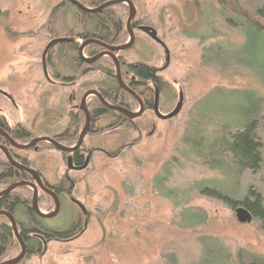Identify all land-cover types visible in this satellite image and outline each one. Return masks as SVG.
Masks as SVG:
<instances>
[{
	"label": "rangeland",
	"instance_id": "rangeland-1",
	"mask_svg": "<svg viewBox=\"0 0 264 264\" xmlns=\"http://www.w3.org/2000/svg\"><path fill=\"white\" fill-rule=\"evenodd\" d=\"M130 1L137 26L154 28L170 51L169 67L158 73L166 88L160 112L171 113L183 94L182 111L169 121L148 111L135 125L103 120L87 143L111 155L97 152L82 173L70 171L56 150L17 151L51 185L62 183L69 172L71 181L66 182L75 186L74 197L91 215L84 235L52 242L47 253L33 257L30 264H264V222L242 224L235 209L200 193L204 185H215L242 199L251 185L264 198V165L254 178L212 168L200 153H207L212 126L202 137L194 136L199 118L223 121L222 127L229 128L261 116L264 156V32L236 17L230 24V15L214 0ZM61 2L0 0V92L10 97L0 93V114L10 126L27 130L32 140L52 138L69 127L73 131L71 105L90 90L117 85L115 68L114 77L106 69L83 75L66 59L58 61L57 50L51 60L62 75L55 77L46 50L53 39L50 18ZM239 2L264 22V0ZM61 15L59 37L80 31L73 6H66ZM134 36V45L119 54L120 60L162 69L163 47L139 29ZM89 53L87 49L82 54L91 58ZM123 67L121 78L126 81ZM73 75L75 85L63 82L62 76ZM221 132L217 129L216 136ZM194 139L200 149L192 147ZM65 203L59 216L47 221L49 227L71 229L80 211Z\"/></svg>",
	"mask_w": 264,
	"mask_h": 264
},
{
	"label": "trees",
	"instance_id": "trees-1",
	"mask_svg": "<svg viewBox=\"0 0 264 264\" xmlns=\"http://www.w3.org/2000/svg\"><path fill=\"white\" fill-rule=\"evenodd\" d=\"M83 6L89 9H97L110 0H77ZM215 3L220 7L221 12L225 15H230V18L227 19L230 24L234 23L231 20V17H236L247 21L248 23L252 24L256 28L262 30L264 32V27L262 24L264 22L258 21L257 19H261L251 15L247 10H243L241 8L242 4L239 0H214ZM73 6L78 15V22L77 27L78 32H67L71 35H66L63 37H59V31L57 30V26L61 24V13L66 6ZM232 11V12H231ZM130 15L129 6L125 4H118L113 5L105 8L99 13H89L85 11H81L76 8L72 3L67 0H62L60 5H58L50 18V25L52 30L50 31L53 39L51 42L54 44L50 47L49 53L47 55L48 58V65L51 66L52 70L56 72V78H60L62 74L57 69V62H53L51 60L52 55H54V51L57 50V58L58 61L62 59H66L69 61L78 71L81 69V74L84 75L87 72H91L94 69L105 71L107 70V74L110 76H115L114 68L115 63L113 59L104 57L94 63L93 65H89L83 61L80 56V48L84 42L87 41H100L103 44H106L111 47L122 46L127 41L128 28L127 22ZM258 16V15H257ZM264 20V18H262ZM239 26V25H237ZM240 27V26H239ZM65 34V33H64ZM57 41V42H56ZM90 50V56H97L100 50H103L102 47L91 44V46L87 47L86 50ZM114 56L118 57V52L113 53ZM70 58L69 59V57ZM71 60V61H70ZM122 67L126 64L124 62L121 63ZM127 67H123L122 69L125 71V78L127 83H133L132 89L135 90L137 95L140 96L148 104H153L155 99L154 91L150 90L147 86H139L138 82L144 81L148 82L154 79V69L151 67H147L145 65L139 64H126ZM48 68V67H47ZM87 68V70H85ZM116 69V68H115ZM83 70V72H82ZM77 71V73H78ZM77 75V74H74ZM66 77L62 76L63 82L71 83L77 80V76ZM130 76H135V82H132ZM156 79V78H155ZM154 79V80H155ZM156 84H158V88L161 92V95L165 93L166 88L163 87L164 83L161 78L156 79ZM131 87V86H130ZM101 94L111 101L114 105L127 104L132 108L133 105H136V99L126 90L115 86L107 85V88L101 90ZM138 96V97H139ZM162 97V96H161ZM109 117H115L114 111H108ZM219 118L222 117L219 114ZM263 118V117H262ZM261 116L256 117L254 120L246 122L245 124H240L239 126H230L222 127L224 124L223 121H220L219 124L213 121H206L204 122L202 118H199L196 122V126L194 128L195 137H202L203 134L208 132L209 127L212 126L211 132H214V135H209L211 138V144L209 147L207 145V153H201V157L208 160L211 164L212 168L219 169L221 171H226L231 169L236 173L240 174L241 176L246 175L247 178H254L258 176L262 170L264 165V156H263V145L260 139V129L263 123V119ZM209 125V126H208ZM0 129L5 132L10 138H12L15 142L19 144H27L30 143L32 140L30 138V134L27 130L22 128L21 126L12 127L8 124L6 118L0 114ZM222 132L220 135L216 136V130ZM226 132V134L224 133ZM218 137V138H217ZM6 138L0 134V145L6 144L8 142L5 140ZM71 139V137H70ZM195 140V139H194ZM198 142L195 140V143L192 144V147L197 150L200 149ZM192 151V150H191ZM204 151V150H203ZM204 155H203V154ZM224 157V158H223ZM3 153L0 151V167L2 169H10L9 173L12 175V178L8 177L7 181L4 178L0 182V189H3L6 186L12 185L13 183L17 182H34L33 177L26 171H20L14 167H11L10 164L6 163L4 159ZM5 160V161H4ZM23 165H26L27 168H31L30 163L20 162ZM5 181V182H4ZM203 184V183H202ZM62 185L68 187V183L66 180L62 183ZM204 185V184H203ZM212 188L202 187L200 189V193L208 196L210 198L219 200L224 202L228 207L232 210L239 208L241 205L245 209H247L253 216V220H262L264 222V198L259 188H253V186L249 185L247 192L248 194L243 196L242 199L233 198L225 194L226 192L222 191L215 187V185L211 186ZM258 190V191H256ZM20 192L26 194L30 199L31 193L30 189L23 186L20 189L13 191L9 195V197H5L1 202L2 205H18L20 201ZM235 196V195H233ZM6 200V201H5ZM10 200V201H9ZM9 201V203H8ZM8 203V204H7ZM0 251H3L4 246L8 249L12 246V238H13V231L10 227V223L8 221H0ZM37 228H40L39 223H37ZM75 228L71 227L70 230L59 233L61 238L68 239L74 236ZM74 231V232H73ZM34 233V232H33ZM32 234V232H30ZM51 238V236H50ZM11 250H8L10 253ZM18 252V248H17ZM34 255V254H33ZM27 256V258L23 261V264L29 262L31 256ZM11 255L4 257V259H10ZM254 264V263H253ZM259 264V263H255Z\"/></svg>",
	"mask_w": 264,
	"mask_h": 264
},
{
	"label": "flooded vegetation",
	"instance_id": "flooded-vegetation-1",
	"mask_svg": "<svg viewBox=\"0 0 264 264\" xmlns=\"http://www.w3.org/2000/svg\"><path fill=\"white\" fill-rule=\"evenodd\" d=\"M135 20L136 19H133V21H132V28L134 31H136L140 28V26L139 27L137 26V24L139 22L135 21ZM127 24H128V22H127ZM93 41H96V40H93ZM87 42H89V41H87ZM87 42H84V43H87ZM91 44H93V43L88 44L85 47L83 52H85L86 48L91 46ZM106 51L107 50L103 48V50H100V52L97 54V56L100 54L106 53ZM120 53L121 52L118 53L117 58L119 59L120 65L122 67V64H121L122 61L120 60L121 57L119 56ZM94 57H96V55L92 56L91 58H87V59L90 60V59H93ZM104 57L111 58L107 55H105ZM104 57H102V58H104ZM102 58H100V59H102ZM125 67H127V66L125 65ZM159 72H160V69H159V71L154 69V79L155 78L156 79L161 78L158 74ZM87 74H89V73H87ZM130 78H131L132 82H135V76H130ZM154 79H152L151 81H148V82L140 81V82H138V85L140 87L144 86V85L149 87L151 91L152 90L154 91L155 98H156V88L159 89L158 88L159 86H158V84L155 83L156 79L155 80ZM75 83H77V82H75V81L72 82V85H75ZM123 83L130 91L135 93L136 97L139 96V95H137L135 90L132 89L133 83H131V84L127 83L124 79H123ZM118 87L122 88L120 86L119 82L117 81V85L115 86V88L118 89ZM92 91H94V90H90V91L86 92L85 95L88 94L89 92H92ZM97 92L99 93V95L101 97H98L97 95H90L88 97H85V95H84L82 97V99L80 100L79 104L71 105L70 117L72 118L73 125H74L73 131H71V127H69L66 130H63L60 134H58V135L56 134L55 136H53L51 138L66 148H73V147L77 146L78 142L80 141V137H81L83 130L86 128V125L89 124V126L86 129V133H85L84 139L82 141V144L77 150H75L72 153H65V152L58 150L53 145L46 143V142H42L32 149H35L36 151H39V152L45 151V148H47V150H51V149L56 150L61 154L63 162L64 163L66 162L67 167L69 168L70 171H73L75 173H82V172L87 171L89 169V167L92 166L93 157L97 152L101 153V151H102V152H104V154L106 156L111 155L108 152L104 151L102 148L98 149L96 147H91L87 143L88 137H91L94 134L99 133L97 131V129H95V128L100 122H102L103 120H109V121L115 120L116 122H118L119 125H122V126L123 125H135L136 121L139 120L140 118H142L146 112H148V111L154 112L153 106L155 103V99H154V103L151 105V104L146 103L139 96L138 99L143 103L145 110H144V113L142 116L132 120L131 118L128 117L127 112L137 113L139 111L140 101L137 98L134 97L136 99V103H137L136 105L138 106L137 108H135L134 106H132V108H131L127 104H123L122 106H120V105L116 106L101 94V90H97ZM161 96H163V95H161V92H160V108H161V101H162ZM91 97H94V99L90 100ZM101 98L103 100H105L106 103H108V104H110L116 108H119L120 110L114 111V110L108 108L107 106H105L103 104ZM73 99H74V96L71 95L70 103H73V101H74ZM108 111H114L117 114H114L115 117L110 118ZM117 116H118V118H117ZM114 124L117 125V123H114ZM110 126L111 125H109L105 129L110 128ZM154 128H155V124L153 125V129ZM3 133L5 134V132H3ZM70 137H71V139H70ZM5 140L8 142V145H6V144L0 145V147H1L0 151L3 153V155L5 157L4 159L6 160V161L5 160L4 161L6 163L10 164L11 167H14L20 171H23L11 163L10 159L8 158V156L4 152L5 148L7 149L12 160L19 165L26 167V165H23V163H20V162L30 163V160L27 159L26 157L20 156V154H17V151L19 152L20 150L16 149L10 143V141L8 139H5ZM44 144L49 145V147H45ZM30 169H32V167ZM9 170L10 169L6 170V169H2L0 167V182L4 178L6 179L5 181L8 180L7 179L8 177L12 178V175L9 173ZM40 178L42 179V182L44 183L45 189L38 187L37 209L41 214L46 215V216L51 215L54 212L56 213V211H57V215L53 218L42 217L39 215V213L37 211H35L33 209V199H34L35 191L30 186H25V187L30 189V193H31L30 199H28L29 197L26 194H24L23 192H20V201H19L18 205H12V203H11V205L6 206V205L1 204L3 199L5 197H9V195L11 193H13V191L10 192L9 194L3 196V197H0V221H8L10 223V227L12 228V231H13L11 248L8 249L6 246H4L3 251H0V264H5L9 261H12L21 255L23 252L22 242L24 243V246H25V256H24L23 260L17 264H23V261L29 255L34 254L33 256H31V259L35 256H38L39 254L45 255L48 251V246L54 241H56V242H59V241L60 242H70L72 240L74 241V240L79 239L82 235H84V233L86 232V230L88 228L91 215L88 211H86V209L83 210L81 208V206L84 207L82 202L77 200L74 197L73 192H74L75 186L66 187V186L62 185V183L67 179L69 181H71V177H69V172L64 176V181L62 183H60V184L58 183L56 185L49 184L45 180V178H43L41 175H40ZM14 184H16V183H13L12 185H9V186L4 187L3 189H0V193L6 192ZM50 191L52 192V194L49 193ZM9 201H8V203H9ZM65 201L69 202L70 204H73L80 211L79 215L77 216L78 217L77 220L72 225V227L75 228V230H77V232H79V233H77L78 235L75 234L74 236H72L68 239L61 238L59 236V233L65 232V231H60L59 228H61V227L56 226V227L51 228L47 225V221H49L50 219L57 218L59 216L60 212L62 211L61 209L65 208V206H66ZM57 202H59V206H60L59 209L57 208ZM44 209H45V211H44ZM12 218L16 222V226H17V229L19 232V236H20V239L22 240V242H21V240L18 239V237L15 234V231H14L12 223H11ZM0 223H2V222H0ZM37 223H39L40 228H37ZM66 231H68V230H66ZM30 232H32V234H30ZM50 236H51V238H50ZM17 248H18V252H17ZM45 248H46V251H45ZM8 250H11L10 253L8 252ZM8 255H11V258L10 259H4V257H6ZM31 259H30V261H31ZM30 261L26 262V264H30Z\"/></svg>",
	"mask_w": 264,
	"mask_h": 264
},
{
	"label": "water",
	"instance_id": "water-1",
	"mask_svg": "<svg viewBox=\"0 0 264 264\" xmlns=\"http://www.w3.org/2000/svg\"><path fill=\"white\" fill-rule=\"evenodd\" d=\"M69 1L70 3H72L76 8H78L79 10L81 11H85V12H89V13H99L101 12L102 10H104L105 8L109 7V6H113V5H118V4H125L127 6L130 7V15H129V18H128V24H127V28H128V33H129V41L123 45V46H116V47H111V46H108V45H105L103 44L102 42L100 41H89L87 43H84L81 48H80V56L81 58L83 59V61H85L86 63L88 64H92L96 61H98L100 58L104 57L105 55L111 57L115 63V68H116V75H117V81L119 82L120 86L125 89L127 92H129L133 97L137 98L135 93L130 91L123 83L122 81V78H121V70H120V61L119 59L114 56V52H123L125 50H128L130 49L133 45H134V41H135V36H134V30L132 28V21L133 19L135 18V12H136V9L133 5V3L130 1V0H110L109 2H107L106 4H104L103 6L97 8V9H89V8H86L85 6H83L80 2H78L77 0H67ZM139 30L141 32H143L144 34H146L149 38H151L153 41H155L156 43H158L161 47H163V49L165 50V53H166V60H165V66L160 69V72H163L165 71L169 65H170V51L168 49V47L166 46V44L159 38L158 36V32L150 27V26H140ZM57 42V41H56ZM90 43H93V44H96L98 46H101L103 47L104 49H106V53H103V54H100L96 57H94L93 59H87L83 56V51L85 49V47L90 44ZM54 44V42H51V44L49 45V48L46 50V54H47V51L50 49V47ZM105 54V55H104ZM45 60H46V56H44V64H45ZM45 71H46V68H45ZM2 95L9 97V95H6L4 94L3 92H0ZM90 95H97L98 97H101L99 95L98 92L96 91H92V92H89L88 94L85 95V97H88ZM103 104L105 106H107L108 108L114 110V111H119L120 109L119 108H116L108 103L105 102V100H103L101 98ZM139 100V99H138ZM140 101V100H139ZM183 103H184V96L183 94H181L180 96V101H179V104L177 106V108H175L171 113L167 114V115H163L161 112H160V91L159 89L156 88V98H155V103H154V106H153V111H154V114L155 116L159 119V120H162V121H169V120H172L173 118L177 117L180 112L182 111V108H183ZM144 110H145V107L143 105V103L140 101V109L137 113H132V112H127V115L129 118H131L132 120L136 119V118H139L140 116L143 115L144 113ZM89 126V124L86 125V128L83 130L82 134H81V137H80V141L78 142L77 146L73 147V148H66L64 147L63 145L59 144L58 142H56L54 139H51V138H39V139H33L30 143H27L25 145H22V144H19L17 142H15L12 138H10L8 135L4 134L2 132V130L0 129V134L2 136H4L6 139H8L10 141V143L16 148V149H19V150H29V149H32L34 147H36L38 144L42 143V142H46V143H49L51 145H53L55 148H57L58 150L62 151V152H65V153H72L74 152L75 150H77L81 144H82V141L84 139V136H85V133H86V129L87 127ZM155 131V128L153 129V132ZM150 133V135L153 134ZM1 148V147H0ZM4 150V149H3ZM5 154L8 156V158L10 159L11 163L16 166L17 168L23 170V171H26L28 172L29 174L32 175L33 177V180L34 182H18L16 184H14L13 186H11L6 192L4 193H0V197H3L7 194H9L10 192L18 189V188H21L23 186H30L34 189L35 191V194H34V199H33V209L35 211H37L39 213L40 216L42 217H48V218H53L57 215V211L56 213L54 212L53 214L51 215H43L41 214L38 209H37V204H38V187L42 188V189H45L44 187V183L42 182V179L40 178V175L38 173H36L34 170L30 169V168H27L25 166H22V165H19L17 163H15L12 158L10 157L7 149L5 148L4 150ZM49 193L52 194V192L50 191ZM59 202H57V208L59 209ZM81 208L83 210H85L84 207L81 206ZM235 213H236V216H237V220L242 223V224H247V223H251V221L253 220V216L252 214L247 210L245 209L244 207H239L237 209H235ZM12 226H13V229L15 231V234L16 236L18 237L19 240L20 239V236H19V232H18V229H17V226H16V222L13 220L12 218ZM22 242V240H21ZM22 245H23V252L22 254L17 257L16 259L12 260V261H9L5 264H17L19 263L20 261L23 260L24 256H25V246H24V243L22 242ZM45 251H46V248H45Z\"/></svg>",
	"mask_w": 264,
	"mask_h": 264
}]
</instances>
